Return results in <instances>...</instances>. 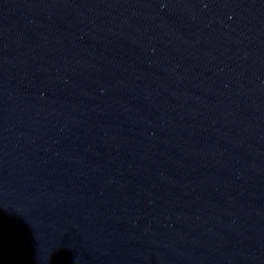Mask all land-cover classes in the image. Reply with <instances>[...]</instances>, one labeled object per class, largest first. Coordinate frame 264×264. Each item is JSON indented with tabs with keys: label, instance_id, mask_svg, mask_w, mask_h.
<instances>
[{
	"label": "water",
	"instance_id": "water-1",
	"mask_svg": "<svg viewBox=\"0 0 264 264\" xmlns=\"http://www.w3.org/2000/svg\"><path fill=\"white\" fill-rule=\"evenodd\" d=\"M0 264H264V0H0Z\"/></svg>",
	"mask_w": 264,
	"mask_h": 264
}]
</instances>
